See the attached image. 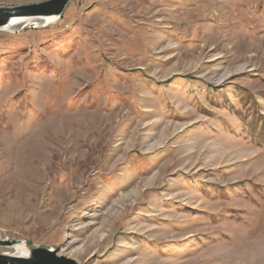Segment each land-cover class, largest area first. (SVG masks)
<instances>
[{"label": "rangeland", "instance_id": "obj_1", "mask_svg": "<svg viewBox=\"0 0 264 264\" xmlns=\"http://www.w3.org/2000/svg\"><path fill=\"white\" fill-rule=\"evenodd\" d=\"M0 241L264 264V0H71L0 29Z\"/></svg>", "mask_w": 264, "mask_h": 264}, {"label": "water", "instance_id": "obj_2", "mask_svg": "<svg viewBox=\"0 0 264 264\" xmlns=\"http://www.w3.org/2000/svg\"><path fill=\"white\" fill-rule=\"evenodd\" d=\"M71 0H43L40 2L0 7V29L8 28L12 19L18 25L38 26L46 17H60ZM17 26V25H16ZM10 241H0V245H9ZM26 252L23 255L0 254V264H78L74 259L57 254L56 249L33 247L23 242Z\"/></svg>", "mask_w": 264, "mask_h": 264}, {"label": "bare ground", "instance_id": "obj_3", "mask_svg": "<svg viewBox=\"0 0 264 264\" xmlns=\"http://www.w3.org/2000/svg\"><path fill=\"white\" fill-rule=\"evenodd\" d=\"M57 18L58 17H46V18H44V20L42 21V22H44V23H48V22H52V21H56L57 20ZM18 20L17 19H12V21H11V24L9 25V27H13V26H16V25H18ZM8 27V28H9ZM12 249H11V251H12V253H16V252H19V253H21L22 255L23 254H25V252L27 251L26 250V248L24 247V245H18V246H13V247H11ZM7 253V252H6ZM18 255V254H17Z\"/></svg>", "mask_w": 264, "mask_h": 264}]
</instances>
